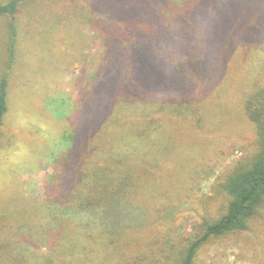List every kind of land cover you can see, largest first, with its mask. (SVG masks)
Listing matches in <instances>:
<instances>
[{"label": "trees", "instance_id": "trees-1", "mask_svg": "<svg viewBox=\"0 0 264 264\" xmlns=\"http://www.w3.org/2000/svg\"><path fill=\"white\" fill-rule=\"evenodd\" d=\"M0 17V132L21 111L19 25L79 45L42 186L7 158L28 178L0 186V264H212L210 243L264 239V0H3Z\"/></svg>", "mask_w": 264, "mask_h": 264}, {"label": "rangeland", "instance_id": "rangeland-1", "mask_svg": "<svg viewBox=\"0 0 264 264\" xmlns=\"http://www.w3.org/2000/svg\"><path fill=\"white\" fill-rule=\"evenodd\" d=\"M3 1V0H0ZM24 22L30 24V20ZM45 29L38 36H31L35 30L32 25H19L18 31L25 44L21 46L20 50L17 47V61L12 69L11 74L16 76L12 81V76L9 77L7 87L9 89L8 98L12 100V90L14 84L22 91V97L17 101L18 107L21 111L9 112L5 117L4 126L0 132V171L6 172L5 176L0 181L2 185L5 177L7 180L12 179V176H17V180H25L28 178L27 173L31 174V182H34L38 187L42 186V180L45 174L50 172L49 163L52 154L57 149V144L64 147L66 141H60V136L64 131L68 130L66 123V105L64 100L68 87L63 85V80L66 82L72 78L71 73L62 72L61 67L64 64L67 54L72 51V57L79 56V45L73 44L68 41H62L57 45V48H51V25L48 21L44 23ZM7 21L0 17V68L7 60L5 45L8 43L6 32ZM29 30L26 33L25 30ZM66 43V44H65ZM97 45L92 41L90 43V51H95ZM67 52V54H65ZM62 53L64 56L62 57ZM66 55V56H65ZM79 58V57H78ZM0 70V77L2 76ZM25 81V82H22ZM26 84L24 87L20 85ZM66 86V89L64 87ZM51 96L50 99H44L43 96ZM34 102H36L38 111H30ZM70 106H68L67 110ZM238 108V109H237ZM231 114L241 110L240 106L232 107ZM239 114V113H237ZM29 123V124H28ZM240 147L236 146L235 149L230 151L228 162L240 156ZM24 155L26 159V168L28 171L24 173H14L10 168H14L8 161V157H17V155ZM48 154V155H47ZM46 156V157H45ZM24 163L22 164V166ZM22 168V167H20ZM38 169V170H37ZM17 171V170H16ZM16 180V178H15ZM210 182L206 181L202 184V191H205ZM191 222H188L187 228L190 229ZM257 240V241H256ZM264 239L249 240L244 246L243 242H239L232 237L229 240L210 243L205 247L206 251L202 258L205 260H212V264H257L259 261L256 258V253L262 250ZM242 243V244H241ZM244 247L246 249H244ZM243 250V253L241 252ZM208 260V261H209Z\"/></svg>", "mask_w": 264, "mask_h": 264}]
</instances>
